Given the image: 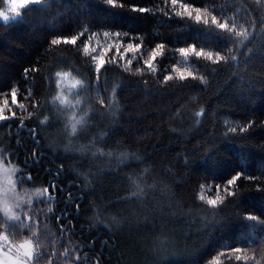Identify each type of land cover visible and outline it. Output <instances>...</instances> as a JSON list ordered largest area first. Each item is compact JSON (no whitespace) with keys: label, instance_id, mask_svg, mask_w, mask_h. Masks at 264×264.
<instances>
[{"label":"trees","instance_id":"1","mask_svg":"<svg viewBox=\"0 0 264 264\" xmlns=\"http://www.w3.org/2000/svg\"><path fill=\"white\" fill-rule=\"evenodd\" d=\"M117 2L123 7L107 0H41L24 8L18 19L0 22V104L7 100L19 117L35 112L32 105L40 101L46 105L43 115L52 121L38 129L39 146L26 129L18 128L17 120L0 121L2 160L17 168V179L26 154L34 147L44 153L38 164L27 169L33 183L20 186L29 192L48 187L51 193L52 172L45 168L55 170L59 163L71 166L58 182L80 205L78 215L75 204L69 206V220L76 231L67 235L71 244L65 242L79 251L78 264H95L97 259L102 264H248L237 261L236 256L251 255L248 240L264 236V188H256L257 183L264 184V147H260L264 144V0H177L175 5L171 0ZM133 5L150 11L140 12ZM184 5L191 6L192 17L177 15ZM4 7L5 0H0V9ZM197 8L207 24L194 19ZM64 16L82 22L81 26L58 31L54 26H63ZM212 16L230 25L236 23L251 35L241 43L240 38L213 24ZM79 32L85 35L78 36L76 45L49 47L52 37ZM113 42L120 45V53L115 47L104 52L101 94L111 97L115 88L121 110L115 118L107 113L103 117L92 114L89 125L73 139L51 102L58 87L55 72L68 71L88 83L96 75L92 55ZM129 43L142 46L125 53ZM157 43L164 48L153 58ZM85 44L90 52L96 51L84 53ZM190 44L229 59L209 60L179 52ZM146 60H152L150 66ZM33 66L39 69L35 77L25 76L23 69ZM177 69L185 71V76ZM13 87L17 88V104L11 98ZM25 124L36 126L34 118L26 119ZM109 127L114 135H101ZM232 128L237 131L231 132ZM73 143L88 148L81 154L71 149ZM13 149L19 159L10 155ZM110 150L114 152L111 157L106 155ZM122 151L135 152L143 163L119 164L117 156ZM238 172L243 176L236 185L228 186L227 180ZM77 173H87L88 180ZM141 173L146 184L154 186L145 187L143 197L132 198L133 186L125 176L139 177ZM225 187L241 192L223 207L217 206L218 217L223 219L206 230L205 221L213 207L207 201L218 196L228 199ZM55 195L60 203L53 207L59 214L67 192L57 188ZM77 195L84 199L75 200ZM34 201L42 210L49 203H40V198ZM97 208L103 209L110 229L94 221ZM112 216L119 223L111 222ZM41 220L59 235L53 216L45 219L42 211ZM235 247L244 251L233 253ZM57 264H64L61 257Z\"/></svg>","mask_w":264,"mask_h":264},{"label":"snow or ice","instance_id":"2","mask_svg":"<svg viewBox=\"0 0 264 264\" xmlns=\"http://www.w3.org/2000/svg\"><path fill=\"white\" fill-rule=\"evenodd\" d=\"M35 0H7L8 9L11 13L19 15L21 11L26 8L28 5L34 3ZM108 4L113 6H121L122 4H118L117 0H107ZM171 3L175 5L177 0H171ZM55 6V3L53 7ZM67 5H65V8ZM133 9L138 10L140 12H148L150 9L146 7H140L133 5ZM190 5H184L183 11L177 13L178 16L183 17L187 14L188 17L193 16V11L190 10ZM57 15H61V13H57ZM0 17H3L5 20L8 19V12L4 10H0ZM194 19L196 21H202L204 23H208L209 21L203 15L201 9H195ZM211 21L217 27L227 32L232 33L234 36L240 38L241 43L243 40L247 39L251 33L247 31L244 27L237 26L236 23H231L227 20L224 22H220L217 20L215 16L211 17ZM63 26L61 24H57L54 27L58 31L68 30L69 26L79 27L81 26L82 22L74 19L71 16H64L63 17ZM85 35L84 32H79L78 34H74L71 36H64V35H56L48 41L49 47L56 46L60 44L65 45H76L78 36ZM109 33L105 32V36H108ZM116 35L118 36L119 33L117 32ZM141 44H133L129 43L126 48H124V52H134L137 49L141 48ZM115 47L116 52L120 53V45L113 42L112 44H108L103 51H101L98 55H92V60L95 62V73L94 78L88 80V89L96 93L98 98H102L104 101L103 105L98 104L96 107L95 112L93 113L95 116L103 117L106 113L105 105L109 110H111L113 116L117 117L121 110L120 102L117 100L116 90L115 88L111 89V97L107 94L102 95V91H104V82L101 81V73L102 66L105 65V56L104 52L108 49ZM164 48L163 43H157L155 49L152 51L151 56L155 58L159 51ZM179 52L185 56L189 53H194L196 56H204L209 60L215 59L217 61H227L229 58L222 56L220 53H213L211 51H205L204 48H200L197 50V46L195 44H190L188 46L180 47ZM95 49H92L91 52H95ZM231 51V49H229ZM83 52L86 54L91 55L89 46L87 44L83 47ZM232 59H236L232 57ZM130 64L131 61H128ZM152 60H146L145 64L151 65ZM55 67V65H53ZM39 69L35 66L31 68H24L23 73L25 76L31 74L33 77L38 73ZM181 77L185 76V71L177 69ZM188 76H192L191 72H187ZM55 83L57 81L63 82L65 79L70 77V73L56 71L55 72ZM165 80L170 79L168 76L164 77ZM73 84H79V81L71 80ZM86 89V91L88 90ZM29 95H33L32 92H29ZM11 98L13 104H17V88L13 87L11 90ZM19 108L24 110L25 105L20 103ZM35 108V112H27L26 115L17 116V112L12 110L8 107V101L4 100L3 104H0V121H11L13 119L18 121V128H24L30 134L33 142L35 145L39 146L41 141L38 139V136L41 135L38 132V129H43L47 125L51 124V119L48 115H43V112L46 108V105L41 103L40 101H35L32 105ZM6 111L9 113L6 115ZM203 111V109H201ZM42 116V118H41ZM28 118H34L36 122L35 127L29 128L25 124V120ZM92 119V118H91ZM245 129H241L244 131ZM235 128L231 129V132H236ZM101 135H114L112 132V128L109 127L107 133H101ZM119 143V141H117ZM260 147H264V144L260 145ZM97 151H101L97 149ZM113 151H108L106 153L107 156H113ZM11 156H15L19 159L15 150H11ZM44 153L42 151L38 152V147H34L31 153L26 154L25 159L21 161L24 164V167L19 169L18 178L14 180H9L6 187L0 186V264H57V257H61L63 259L64 264H78L80 260L79 251L76 250V246L74 244L71 247L65 246V242L67 241L68 244H71V241L67 239V235L69 232L71 234H75V229L72 226L71 220H69V206L73 203L75 204L76 214H79L80 205L79 203H75L73 195L70 191L66 188L61 187L59 184L60 178L64 175L66 170H71V166L64 163L57 164L55 170L50 168H45L46 172L51 171L52 175L50 177V185L53 191L50 193L48 187H37L33 191L29 192L28 190H21L20 186L24 184H31L33 183V175L31 172L27 171L32 164H38L40 157L43 156ZM95 155V153H93ZM3 153H0V160L4 159ZM183 158V157H182ZM186 160V158H183ZM127 161L128 163H143V161L136 155L135 152H127L122 151L118 153L117 162L119 164H124ZM187 166V163H185ZM3 165L0 164V172H3ZM15 169L9 170V172H14ZM148 168L144 169V172H147ZM77 175H83L85 181L88 180L87 173H77ZM243 176V173H236L231 179L227 180L228 186H233L237 184V180ZM125 178L130 179L132 185H134V191L129 193V196L132 198H141L145 194V187H153V185H147L143 179V173L139 177H131L130 175L125 176ZM249 179H253L249 177ZM72 183V182H69ZM87 186V185H85ZM60 188L62 193L67 192V195L64 200V207L58 209L59 214H56L54 211L53 204H59L60 201L57 199L55 195V189ZM256 188H264V184L257 183ZM226 196L228 199L224 197H216L215 199H209L207 201L208 205L213 206L210 210V216L205 221V229L209 230V228L215 226L223 217H218L219 207H223L224 205L229 203L230 197H235L239 195L241 190L232 191L230 187H225L224 189ZM34 198H40V203L49 202L47 203L46 210H42L37 207ZM128 197H124L127 199ZM84 199L83 196L77 195L75 200H82ZM219 206V207H217ZM43 211L45 219L48 218L49 215L53 216L54 219L57 221L58 224V232H53L50 228L46 227V223L42 222L41 220V212ZM252 219H258L254 217L252 214H248ZM67 221V224L59 223L61 220ZM111 222L119 223L115 216L110 218ZM94 221L97 224L103 225L110 229V223L106 222L105 213L102 208H97L94 212ZM27 233V235H24ZM264 241V236H252L248 240L249 249L252 248L253 244H257ZM103 243L106 242H102ZM92 242L88 243V247H91ZM60 246L63 248V251L60 252L58 247ZM83 247V245H82ZM231 251L233 253H242L244 249L241 247L232 248ZM237 261H245L248 264H252V261L255 260L254 255H237ZM95 264H102L101 260L97 259ZM255 264H259L258 260H255Z\"/></svg>","mask_w":264,"mask_h":264},{"label":"clouds","instance_id":"3","mask_svg":"<svg viewBox=\"0 0 264 264\" xmlns=\"http://www.w3.org/2000/svg\"><path fill=\"white\" fill-rule=\"evenodd\" d=\"M68 72V71H62ZM69 73V72H68ZM73 80L79 81V84H71L73 86H79V91H73V88H64L63 82L57 81V89L51 97V102L54 105L57 114L61 116L67 135L75 139L78 134L85 129L90 121L92 114L95 112L98 104L103 105L102 98H98L96 93L86 92L88 84L86 80L73 77ZM106 113L113 116L111 110L105 105ZM71 149L84 154L88 148V145L84 143H73L70 145ZM133 191H134V185ZM46 227L50 228L48 225ZM251 255L259 256V264L264 260V241L255 244L254 247L249 249Z\"/></svg>","mask_w":264,"mask_h":264},{"label":"rangeland","instance_id":"4","mask_svg":"<svg viewBox=\"0 0 264 264\" xmlns=\"http://www.w3.org/2000/svg\"><path fill=\"white\" fill-rule=\"evenodd\" d=\"M41 0H35V2L34 3H32V4H36V3H39ZM31 5V4H30ZM30 5H28V6H30ZM27 6V7H28ZM0 10H4V11H6V12H8V19L7 20H5L3 17H0V22H4V23H8V22H11V21H13V20H16V19H18V17L20 16V14L19 15H17V14H14V13H11L10 11H9V9H8V4H7V0H5V7L3 8V9H0ZM72 76L70 75V77L68 78V79H65L64 81H63V87L64 88H73V91H77L78 89H79V86H73L72 84H71V80H72ZM0 164H2L3 165V169H4V171L3 172H0V186H4V187H6L7 186V184H8V181L11 179V180H16V178H15V176H16V173H17V168L16 167H14V166H12V165H6L5 163H4V161L3 160H0ZM11 169H15L16 171H14V172H9V170H11Z\"/></svg>","mask_w":264,"mask_h":264}]
</instances>
